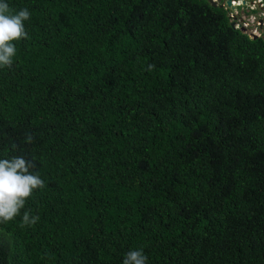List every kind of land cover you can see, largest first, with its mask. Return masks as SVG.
I'll return each instance as SVG.
<instances>
[{
    "label": "trees",
    "instance_id": "obj_1",
    "mask_svg": "<svg viewBox=\"0 0 264 264\" xmlns=\"http://www.w3.org/2000/svg\"><path fill=\"white\" fill-rule=\"evenodd\" d=\"M4 2L31 19L0 159L46 186L0 224V264H264V37L207 0Z\"/></svg>",
    "mask_w": 264,
    "mask_h": 264
},
{
    "label": "clouds",
    "instance_id": "obj_2",
    "mask_svg": "<svg viewBox=\"0 0 264 264\" xmlns=\"http://www.w3.org/2000/svg\"><path fill=\"white\" fill-rule=\"evenodd\" d=\"M30 19L31 12L27 7L14 11L7 2L0 0V68L13 66L17 54L13 42L30 38L25 26ZM151 68L152 66H149V70ZM33 139L28 133L25 143L30 144ZM34 167L33 160L22 155L0 159V224L12 221L20 215L34 191L46 186L40 173L32 171ZM38 221V215H32L28 210L23 211V225H35ZM123 264H149V262L144 249L135 248L125 254Z\"/></svg>",
    "mask_w": 264,
    "mask_h": 264
},
{
    "label": "built area",
    "instance_id": "obj_3",
    "mask_svg": "<svg viewBox=\"0 0 264 264\" xmlns=\"http://www.w3.org/2000/svg\"><path fill=\"white\" fill-rule=\"evenodd\" d=\"M213 1H215L219 4L218 0H213ZM227 1L228 0H221L222 4L224 5V8L226 10L230 11L229 16L231 19V23H234V25L237 29L245 28L247 30V27L249 25L248 23L244 22L243 17H239L240 12H248V13L255 12L251 16V17H255L256 13H258L257 12L258 10L261 11V14L258 13L259 20H258L257 24L260 25V27H264V0H232V5L234 7V10H232L226 6ZM244 6L246 8H243ZM233 11H236V16L231 14V13H233ZM252 19L255 20V18H252ZM255 36L256 35H250V37H252V38ZM259 37H261V36H258V38Z\"/></svg>",
    "mask_w": 264,
    "mask_h": 264
},
{
    "label": "rangeland",
    "instance_id": "obj_4",
    "mask_svg": "<svg viewBox=\"0 0 264 264\" xmlns=\"http://www.w3.org/2000/svg\"><path fill=\"white\" fill-rule=\"evenodd\" d=\"M243 8H246V7L244 6ZM257 12L261 14L260 10H258ZM253 13H255V12H253ZM253 13H248V12H240L239 13V17H243L244 22L249 24L247 27L246 33H248L249 36L250 35H256V36H263L264 37V27H260V25L257 24V22L259 20V15H258V13H256L255 17H251ZM231 14L236 16V11H233V13H231ZM252 18H255V20H253Z\"/></svg>",
    "mask_w": 264,
    "mask_h": 264
},
{
    "label": "water",
    "instance_id": "obj_5",
    "mask_svg": "<svg viewBox=\"0 0 264 264\" xmlns=\"http://www.w3.org/2000/svg\"><path fill=\"white\" fill-rule=\"evenodd\" d=\"M214 8H224V5H222V4H218L217 2H215V1H213V0H207ZM219 2H221V0H218ZM226 6L228 7V8H230V9H232V10H234V7H233V5H232V0H228L227 2H226ZM232 27H234L235 28V25H234V23H232ZM242 30V32H244V33H246V29L245 28H242L241 29ZM258 38V36H255V37H253V39H257Z\"/></svg>",
    "mask_w": 264,
    "mask_h": 264
}]
</instances>
